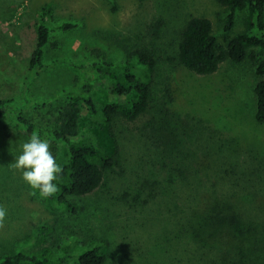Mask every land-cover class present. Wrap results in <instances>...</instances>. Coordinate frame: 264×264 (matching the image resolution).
I'll use <instances>...</instances> for the list:
<instances>
[{
	"label": "rangeland",
	"instance_id": "374dc122",
	"mask_svg": "<svg viewBox=\"0 0 264 264\" xmlns=\"http://www.w3.org/2000/svg\"><path fill=\"white\" fill-rule=\"evenodd\" d=\"M246 16L239 14L227 32V10L215 0H0V100H20L28 93L31 103L24 115L39 128L55 126L67 104L63 93L87 95L100 107L115 101L106 79L82 74L64 62L116 63L140 49L158 60L151 108L143 117L117 119L109 128L82 106L79 137L110 154L118 148L120 165L105 173L97 191L75 200L81 209L76 216L61 207L47 208L24 182L13 164L29 138L0 124V258L30 250L37 226L64 224L66 232L54 235L52 246L67 242L73 254H80L103 241L105 264H227L226 253L230 262L240 261L241 253L227 246L226 235L212 236L206 249L187 235L183 211L196 196L184 190L203 191L205 183L215 196L238 194L246 215L264 221V124L254 117L251 59L260 61L264 52L249 49L243 63L225 62L210 76L193 74L170 60L176 58L182 31L192 18L208 19L218 46L227 47L246 31ZM42 22L54 31L43 68L31 80L29 63ZM63 25L74 28L59 30ZM154 134H165V147H158ZM50 150L60 168L66 150L54 144ZM176 168L193 177L177 190V209L171 205L175 190L164 188L171 179L166 175ZM145 181L152 188L143 189ZM157 185L163 188L158 193ZM251 249L247 257L262 263L260 248Z\"/></svg>",
	"mask_w": 264,
	"mask_h": 264
},
{
	"label": "trees",
	"instance_id": "16d2710c",
	"mask_svg": "<svg viewBox=\"0 0 264 264\" xmlns=\"http://www.w3.org/2000/svg\"><path fill=\"white\" fill-rule=\"evenodd\" d=\"M215 1L227 10L225 31H231L239 14L247 12L246 31L233 38L227 47H221L218 46L213 35L212 23L208 19L192 18L182 31L176 58L170 61H175L185 70L199 76L213 75L225 62L243 63L248 58L249 49L255 48L264 52V0ZM73 28L74 26L71 25H63L58 29L68 31ZM53 31L54 28L46 25L45 22H42L37 29V45L29 63L31 80L37 77L43 68L45 48ZM93 53L100 56L99 51ZM251 59L255 63L256 77L253 90L254 117L258 123L264 124V57L258 62L255 58ZM64 65L82 74L93 73L106 79L110 83L108 94L115 101L100 107L92 97L87 95L63 93L61 98L66 99L67 104L59 110L55 126L47 129L37 127L24 115L31 103L29 94L26 93L20 100H0V124L7 123L9 127L12 126L14 130L22 132V135L27 138L33 134L39 135L42 139H46L50 146L54 144L66 150V156L54 181L58 186L57 192L49 198H43L39 190L34 189V191L47 208L61 207L76 216L81 209L75 200L97 191L104 182L105 173L120 165L117 147L116 153L110 154L105 148L89 139L79 137L82 106H86L93 115L101 116L109 128L117 119L134 122L143 117L151 108L153 79L158 60L152 52L140 49L131 52L127 58L116 63L82 65L64 62ZM35 107L38 106L34 105ZM6 135L11 137V134ZM154 135L155 142L159 144L158 147H165L166 139H168L165 134ZM233 147L234 145L231 151L234 150ZM174 159L177 160L178 157ZM182 164V161L177 162L178 166ZM221 165L220 167L225 168V163ZM168 177L171 179L165 182L164 188H167L168 193L175 190L176 197L171 205L173 204L177 209L180 204L177 199V190H182V182L191 181L193 177L181 168L173 170L166 175V179ZM178 178H181V181L175 183ZM147 183L148 181L143 182V184ZM203 186V191L199 192L192 187L190 190H184L189 193L188 196H196L187 206L185 213L183 211L185 217L183 216L182 220H184L187 235H191L201 249L210 247L212 236L226 235L227 246L241 253L243 257L240 261L230 262L226 253L227 264H255L256 261H251L252 259L247 257L248 253L252 256L251 247L260 248L263 259L259 264H264V221H257L246 215L241 207V200L237 198L238 194L223 193L219 197L214 195L212 186L205 183ZM145 187L152 188L149 183L147 186H142L143 189ZM161 189L163 188L157 185L154 187V192L158 193ZM260 204L261 211L264 212V203L260 202ZM66 230L64 224L37 226L28 243L30 250L4 255L0 258V264L106 263L107 255L104 252L106 243L103 241L90 244L80 254H73L72 246L67 242L52 246L50 239L56 234L65 233Z\"/></svg>",
	"mask_w": 264,
	"mask_h": 264
},
{
	"label": "clouds",
	"instance_id": "9594fccd",
	"mask_svg": "<svg viewBox=\"0 0 264 264\" xmlns=\"http://www.w3.org/2000/svg\"><path fill=\"white\" fill-rule=\"evenodd\" d=\"M20 148V154L15 156L13 167L21 172L26 184L39 190L41 197L53 196L58 190L54 181L60 169L50 150V143L33 134ZM3 215L4 210L0 209V217Z\"/></svg>",
	"mask_w": 264,
	"mask_h": 264
}]
</instances>
